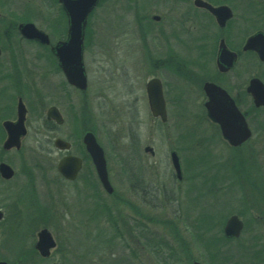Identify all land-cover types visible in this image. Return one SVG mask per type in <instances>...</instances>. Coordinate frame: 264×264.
I'll use <instances>...</instances> for the list:
<instances>
[{
    "label": "rangeland",
    "instance_id": "1",
    "mask_svg": "<svg viewBox=\"0 0 264 264\" xmlns=\"http://www.w3.org/2000/svg\"><path fill=\"white\" fill-rule=\"evenodd\" d=\"M143 1L104 0L92 12L86 27L90 43L83 57L87 78L84 96L69 87L51 63L16 64L21 71L28 69L44 76L36 81L24 76L22 86L26 79L38 89L51 88L64 124L48 132L36 116L38 111L30 107L33 112L21 152L0 155V160L15 172L10 182L0 180L1 261L264 264V108L256 110L245 91L253 78L264 84V63L242 55L232 71L218 78L214 59L218 32L201 15L188 33L192 40L183 36L180 45L164 46L157 38L159 31H154V40L150 36L146 40L149 63H145L141 40H133L136 35L124 31L134 21L132 7H142ZM233 7L236 13H242L243 9L234 4ZM155 10L159 12L161 8ZM119 23L120 27L115 28ZM114 29H119L118 36ZM249 33L252 31L232 24L224 36L227 45L236 49ZM174 55L182 60L181 72H175L167 62L168 56ZM3 70L0 66V72ZM152 78L164 84L170 99L165 123L152 117L148 108L144 85ZM206 81L222 85L240 104V110L248 113L253 135L244 145L231 148L206 118L202 107V84ZM60 89L66 93V101L61 98ZM2 101L6 97H1ZM85 130L95 136L103 149L110 184L115 190L112 199L103 197L102 217L98 221V230L101 228L102 235H108L100 239L114 246L105 250L109 254H104L100 239L94 238L93 233L82 232L79 203L74 196L80 185L65 184L56 171L63 154L53 147L52 141L58 137L76 143ZM171 152L180 157L183 166L178 197L169 192L176 185L171 176ZM127 166L133 167L135 183L161 182L169 192L166 199L172 200H165L162 211H137L132 225L126 212L130 181L123 167ZM191 185L193 192L189 195ZM15 193L17 197L12 198ZM19 195H25L24 199H19ZM110 206V212L103 210ZM67 209L71 214L66 213ZM234 215L244 223L243 231L239 238L225 241L224 226ZM87 222L91 226V221ZM43 228L51 232L56 248L50 258L39 257L35 263L34 257L25 253L31 246L34 248L37 232Z\"/></svg>",
    "mask_w": 264,
    "mask_h": 264
},
{
    "label": "flooded vegetation",
    "instance_id": "2",
    "mask_svg": "<svg viewBox=\"0 0 264 264\" xmlns=\"http://www.w3.org/2000/svg\"><path fill=\"white\" fill-rule=\"evenodd\" d=\"M103 1L104 0H99L96 8ZM134 1L135 0H133V2ZM198 1L206 3L213 8H217V7L228 8L231 17L226 21L224 27H220L217 24L215 17L207 9L201 7L197 3ZM168 4L171 7L167 6ZM233 4L235 6H238L240 9H243L242 13H236ZM156 7H160L161 11L157 12L155 10ZM95 9L92 12H94ZM132 10H133L132 15L135 17L134 21L133 23L128 25L130 28L127 26V28L124 29V31H128L127 35L134 33L136 35V39L133 40H141V42H139L141 43L143 50L142 51L143 54L141 55L142 57L145 58L144 62L145 63L147 62V64L149 63V57L147 54V49L145 47V44L149 36L151 39H153L152 33L154 31L156 32L159 31V33L157 34V38L161 43L163 42L164 46L169 47L172 46L173 44L180 45L183 36H185L187 40L188 39L192 40V38L188 36V33L194 27H196L195 25L197 23L199 15H201L203 18H206L209 22H211L218 32V35L216 36V39L218 37V44H217V49L214 52L216 76L218 78L225 77L230 71H232L235 68L236 63L242 57V55L248 54L258 60L256 53L252 51H243V47L246 43V40L249 37L257 33L264 34V0H144L142 2V7L140 6L138 8L132 7ZM91 14L89 15L88 19L90 18ZM88 19H87V24H88ZM27 24L32 25L38 34L34 33L32 30L30 31L31 37H26L22 27ZM232 24L237 25L238 28L241 30L252 31V33L244 35L241 38L242 40L240 43H238L239 46L236 49L233 48L231 49L227 45L226 38L224 36V32ZM120 25L121 24L119 23V25L115 28H119ZM86 27L83 35V48H82L83 57L86 51V47L90 43L89 42L90 39L87 38L88 31ZM118 31L119 29H114L113 33H115V35L118 36L119 35ZM68 34H69L68 17L62 4L60 3V0H0V66L2 69H5L2 72H0V98L6 97V101L4 102L2 101L0 103V155L12 151H14L15 153L21 152L23 140L28 135V126H29L28 118L29 115L33 112L30 107H33L38 111L36 113L37 114L36 116L38 120L42 121L41 122L42 126H44L48 132H51L52 130H54V128L61 127L64 124L63 115L60 112L59 106L58 104H56V102H53V94H52L53 90H50L51 88L46 87L45 90L42 88L38 89L37 86L33 87L31 81H27L26 79L24 82V87L22 86V80L24 79V76H27V78H29L30 80L32 79V81H36L37 78H41L44 76L37 75V72L29 71L28 69H26V71L25 70L21 71L16 68V64L41 62L50 65L51 63V66L52 65L55 66V69L57 70L56 72H58L60 75L63 76L65 83L69 87H71L76 92H79L83 96L85 95L87 88L84 91H80L70 86L67 83L58 65V59L56 57L57 48L60 47L62 43H65L67 41ZM221 40L224 41L227 49L235 53L237 56L233 67L227 72L219 71L216 65L218 46ZM113 47H114V52L117 53L116 46L113 45ZM138 52L141 53V51ZM115 53L113 59L117 61L118 56L115 55ZM138 56H140V54H138ZM168 57L169 58H167L168 60L167 62L171 64L175 72H181L182 71L181 58L176 55L168 56ZM175 76H178V74L177 75L175 74ZM212 83L221 87V85L216 81H212ZM203 84H202V89H203ZM161 87L165 102V109L167 111V108L171 107V105H169L170 99L168 98L167 92L165 91V86L162 82H161ZM60 90L62 92L61 98L63 99V101H66L67 99L66 93L63 91V89ZM225 91L228 93L226 89ZM144 94L146 96V84L144 85ZM202 94L204 96L203 91ZM146 101H147V96H146ZM205 101L206 98L204 96V102L202 106L203 109H204ZM20 105H22L24 108V118L22 125L25 134L23 137H20L19 139V147L9 146L8 148H6L7 141L9 138L6 130V125L7 124L15 125V123H17L18 109ZM52 108H55L59 112L63 120L62 124L59 125L53 119L48 118V111ZM242 114L245 116V112H242ZM208 121L212 123L209 119ZM212 124L214 125V123ZM12 135H16L15 131ZM45 137L46 139L48 138L47 136ZM82 138L83 136L81 137V141L78 140L76 143L74 141L70 142L58 137L55 138V139H61L69 144V149L67 151L58 150V152L63 154L60 160L64 157H75L79 159L81 162V167L75 179L72 181L62 177L61 174H59L57 171V166H56V171L65 184L73 185L78 183V186L80 185L79 189L77 190V192H75L76 194L74 196H77L76 198L79 203V219L81 220V227L83 229L82 232L86 235L87 233L88 234L93 233L94 238L102 239V238H106L104 236H108V235L107 234L102 235L101 228L100 230H98V221L100 223V218L102 217L100 206L102 205L103 197L105 198L108 197L109 199H112V197L115 196V190L111 184H110L112 188L111 193H107L102 188V185L99 182V179L96 175L95 168L91 162V159L85 151ZM55 139L52 141L53 147H54ZM49 141L51 142V139ZM178 158L181 169V178L178 179L174 173V170H172L171 176L174 178L176 185L173 188L169 189V192L171 194H174V196L176 197L181 195V191H182L181 185L184 179L182 161L179 156ZM0 164H5L9 166L7 163L1 160H0ZM170 164L172 166L171 160H170ZM123 169L125 170L127 176L129 177L128 180L130 181L127 183L128 201L126 204L127 205L126 212L130 219L129 220L130 225L134 223L135 221L134 216L135 214H138L137 211L143 210L146 213H149L150 211H155L154 209L158 211L160 210L162 211L166 203L172 201L166 199V196H169L168 195L169 192L166 191L167 188L164 186L163 183L161 182L135 183L132 179V172H131L133 171V167L127 166V167H123ZM12 171H13V175L9 179H4L0 175V180L5 183L10 182L15 177V172L14 170ZM108 181L110 183L109 175H108ZM192 187L193 185L190 186L189 195L193 192ZM21 196L22 195H19V199H21ZM15 197H17L16 193L12 195V198ZM22 197L24 199L25 195ZM165 200L167 201L166 203ZM175 201L177 202V200ZM111 208L112 206L106 207V209L103 210L104 211L106 210L105 212L108 213L111 211ZM68 212L71 214L70 210L68 211L67 209L66 213ZM0 215H1L0 218L1 221L3 219L2 212H0ZM87 221H91L92 229ZM69 224L67 225L69 226ZM44 229L51 234V232L46 228H43L41 230ZM101 239L99 243L100 246L103 247L104 249V254H109L105 250L108 247H114V246L112 245L111 242H107L104 241V239L103 240ZM105 240H109V239H105ZM158 253L159 252H157V254ZM96 255L98 257L100 254L97 253Z\"/></svg>",
    "mask_w": 264,
    "mask_h": 264
},
{
    "label": "water",
    "instance_id": "3",
    "mask_svg": "<svg viewBox=\"0 0 264 264\" xmlns=\"http://www.w3.org/2000/svg\"><path fill=\"white\" fill-rule=\"evenodd\" d=\"M99 0H60L69 23L68 39L57 48L56 57L58 65L67 81V83L77 90L84 91L87 88V80L82 61L83 35L87 18L91 11L95 8ZM201 7L207 9L216 19L220 27H224L226 21L231 17L230 11L226 7L213 8L201 1L197 2ZM26 37H31L30 31L38 34L32 25H24L22 27ZM32 32V33H33ZM243 51L255 52L259 61L264 63V34L257 33L246 40ZM236 54L229 51L224 41H220L218 46V55L216 65L221 72L229 71L235 61ZM203 93L206 97L204 108L208 119L219 127L222 139L230 147H239L245 143L251 136L247 122L243 114L237 108L234 100L228 93L213 83H204ZM246 92L250 95L255 108L264 107V84L257 78L249 81ZM146 94L148 98V106L151 115L154 118L159 117L162 122L166 121L165 102L162 95L161 83L157 79H152L146 84ZM24 108L22 105L18 109V121L14 124H7L8 133L7 146L19 147V139L23 137ZM48 118L53 119L57 124H62L63 120L59 112L52 108L48 111ZM15 131L16 135H12ZM86 153L89 155L91 162L95 168L96 175L102 188L111 193L112 188L108 181L106 170V162L104 152L97 143L95 136L91 132H86L82 138ZM54 147L60 151H67L69 144L61 139H55ZM146 152L152 153L150 148H145ZM171 162L175 175L181 178V169L177 155L171 153ZM81 162L75 157H64L57 164V171L62 177L70 181L74 180ZM0 175L4 179H9L13 175L12 169L0 164ZM1 218V215H0ZM243 229V223L237 216H232L227 220L223 234L226 238H238ZM55 248V242L51 234L47 230H41L37 234V242L35 249L42 258H48L50 252ZM0 264H7L0 262ZM199 264V263H193Z\"/></svg>",
    "mask_w": 264,
    "mask_h": 264
},
{
    "label": "trees",
    "instance_id": "4",
    "mask_svg": "<svg viewBox=\"0 0 264 264\" xmlns=\"http://www.w3.org/2000/svg\"><path fill=\"white\" fill-rule=\"evenodd\" d=\"M236 102H237V100H236ZM237 105L239 106L240 104L237 102ZM246 116H247V118H249L247 112H246ZM85 131H88V130H85ZM263 197H264V195H263ZM120 240H121V239H120ZM224 240H225V241H229V240H226V239H224ZM25 254H27L28 256H29V255L33 256V257H34V260H35V263H36V260H40V258L38 257L37 253L35 252L33 246H31V249L28 251V253H25ZM227 258H228V257H227ZM228 260H229V258H228ZM229 261H230V260H229ZM116 264H119V263H116Z\"/></svg>",
    "mask_w": 264,
    "mask_h": 264
}]
</instances>
